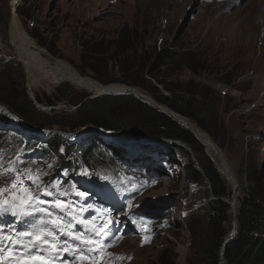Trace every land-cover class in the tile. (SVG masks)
Here are the masks:
<instances>
[{
    "label": "rangeland",
    "instance_id": "374dc122",
    "mask_svg": "<svg viewBox=\"0 0 264 264\" xmlns=\"http://www.w3.org/2000/svg\"><path fill=\"white\" fill-rule=\"evenodd\" d=\"M11 3L12 0H0V62L11 60L18 65L28 97L30 98L32 93L36 102L35 95L43 101L37 102L40 109L46 112H50L51 108L69 111L73 107L67 100L76 92H88L89 97L123 93H97L66 79H40L38 85L31 88L25 65L10 40ZM255 3L257 4L256 0H236L231 5H226L223 0H30L23 4V0H17L14 11L17 12L22 29L38 45L37 38L46 44L39 45L41 49L65 61L81 76L89 77L99 84L103 83L97 77L111 80L105 85L122 84L113 81L117 78L140 80L137 67L126 73L120 71L119 50L129 45L136 47L139 55L152 57L148 68L156 58L158 59L154 68L152 67L153 76L157 80L148 75L147 71L151 69H147L144 73L143 87L127 85L138 94L167 108L148 93L152 86H156L163 95L169 94L164 87L166 84L173 86L189 84L188 88L204 90L210 110L208 119L211 120L212 128L223 136L225 146L219 147L224 152L237 182L236 189L240 202L242 180L236 175L239 162L252 151L256 152L259 161L264 165V4L257 13L254 10ZM21 5L29 8L30 17L19 15L17 10ZM240 6L243 7L237 9ZM188 7L191 14L184 25L185 16L189 12ZM252 20L258 26L251 27ZM121 40L123 45L118 46ZM181 46L202 50L203 59L198 62L199 70L196 73L185 66L174 65L166 59L167 52ZM131 65L133 63H130ZM35 74L34 77L37 78L38 74L36 72ZM17 81L19 82V79ZM131 93L153 106L147 100ZM50 102L56 104L52 106ZM0 113H5L14 122H20L22 118L4 105L0 107ZM51 131L60 133L61 130L51 128ZM5 135H8L10 140H18L15 130ZM86 138L89 142L103 143L115 157H121L123 160L129 158L125 145L115 144L101 136ZM166 145L168 147L162 143L130 146L139 153L131 155L136 159L143 157V162L145 160L151 162L149 156H152V151H159L163 155L159 161L168 162L170 167L162 170V180L152 189L136 199L126 200L115 208L119 210L118 222L121 223L119 227L122 236L117 246L111 250L115 254H121L123 261L120 264L189 263L192 230L203 213L208 188L206 180L194 179L188 174L184 167L185 160L177 148L172 144ZM49 151L52 158L49 162L52 165V174L58 169L69 173L67 164L63 167L62 165L65 161L68 164L74 162L77 153L66 147ZM112 161L104 155L103 160L92 163L96 166H85L84 169L111 172L115 168ZM157 164V160L151 162V165ZM218 171L220 172L219 169ZM220 174L233 193L234 186L221 172ZM0 184H4L3 179H0ZM18 196L19 200L26 198L25 195ZM32 203L34 204V201ZM36 206L49 210L47 203L43 205L36 203ZM159 206L165 208L166 218H159L153 223L155 234L148 243H143L144 223L135 214H152L160 217L162 215L158 213ZM70 215L69 218H64L65 232L80 235L82 240H91L92 243L87 247L96 249L95 246L105 236L92 233L94 222H73L72 212ZM41 216L47 220L56 218V215ZM59 224L63 228V219ZM231 225L232 222L227 224L229 230ZM86 250L87 248L79 255L84 262L88 255Z\"/></svg>",
    "mask_w": 264,
    "mask_h": 264
},
{
    "label": "trees",
    "instance_id": "16d2710c",
    "mask_svg": "<svg viewBox=\"0 0 264 264\" xmlns=\"http://www.w3.org/2000/svg\"><path fill=\"white\" fill-rule=\"evenodd\" d=\"M29 1L23 0V4ZM17 11L19 15L30 17L28 7L24 8L21 5ZM37 41L41 46L46 45L38 38ZM121 45H123L122 40L118 42V46ZM124 48L119 50L120 71L126 73L137 67L140 80L133 81L125 77L113 81L126 86L143 87L144 73L152 57L139 55L138 49L133 46L127 45ZM48 50L51 51L49 48ZM166 59L174 65L185 66L196 73L199 70L198 62L203 59V52L196 47L181 46L167 52ZM130 63L133 65L130 66ZM153 68L147 73L154 78ZM22 79L23 75L17 64L11 60H1L0 106L4 105L9 111L22 117L21 121L28 126L60 129L61 133H52L48 150H57L58 147L64 146L75 151L76 145L71 143V137L88 127L107 132L130 131L133 134L170 141L169 143L176 147L180 156L184 158V167L188 174L194 179L206 180L208 188L203 213L192 230L188 264H220V250L229 230L227 224L231 220L230 204L216 197H228L229 200L232 191L213 159L205 151L204 145L189 128L172 115L157 109L131 92L101 94L95 97H89L88 92L85 91L76 92L67 100L73 107L71 110L51 108L50 112H46L28 97ZM97 79L103 85L111 82L98 77ZM188 86L189 84L181 86L166 84L164 87L169 91L167 95L161 94L156 86H152L148 93L169 110L195 123L207 132L218 146L224 148L223 136L212 128L211 120L208 119L210 110L206 92ZM35 99L37 102H43L38 95H35ZM50 104L54 106L56 102ZM0 118L12 120L5 113H0ZM172 141L178 144L171 143ZM104 155H107L109 160L112 159L108 148L93 141L92 146L80 148L74 162L68 164L65 161L63 165L67 164L70 172L73 167H93L96 166L93 165L94 163L103 160ZM258 157L256 152H249L239 162V168L236 170L237 177L242 180L240 184L242 195L236 213L235 233L231 243L224 250V264H264V165Z\"/></svg>",
    "mask_w": 264,
    "mask_h": 264
},
{
    "label": "bare ground",
    "instance_id": "6f19581e",
    "mask_svg": "<svg viewBox=\"0 0 264 264\" xmlns=\"http://www.w3.org/2000/svg\"><path fill=\"white\" fill-rule=\"evenodd\" d=\"M236 0H223L226 5L234 4ZM257 4H254L255 12H259L261 6L264 4V0H256ZM17 0H12V18L9 23V35L12 45L15 47V51L17 52L19 58L22 63L25 65L26 73L29 81V86L38 85V81L41 79L47 80H58V79H66L75 84L81 85L89 90H93L97 93H112V92H133L140 97H144L150 103L155 104L149 98L138 94L133 89L127 87L124 84H99L95 80L84 77L75 72L71 66H69L65 61L53 57L47 51L41 49L39 45L32 39L21 27L17 15L14 11L16 7ZM243 6L238 7L237 9L242 8ZM251 27L257 25L256 23L251 21ZM262 22V21H261ZM260 22V23H261ZM264 25V24H263ZM258 26V25H257ZM264 36V35H263ZM35 72L38 74V77L35 78ZM36 75V74H35ZM32 94V93H31ZM158 105V104H157ZM165 108V107H161ZM167 109V108H165ZM169 110V109H167ZM170 111V110H169ZM175 117L183 122L186 126H188L199 139V141L204 145L206 152L211 156V158L215 161L220 172L227 178L228 182H230L234 188L232 196L230 197L229 204V217L231 222L234 220V216H236L237 208L239 206V194L236 189V180L231 171V167L229 165L228 160L222 149L212 140V138L198 127L196 124L191 122L189 119L178 115L175 113ZM230 196V195H229Z\"/></svg>",
    "mask_w": 264,
    "mask_h": 264
},
{
    "label": "snow or ice",
    "instance_id": "6c2138e0",
    "mask_svg": "<svg viewBox=\"0 0 264 264\" xmlns=\"http://www.w3.org/2000/svg\"><path fill=\"white\" fill-rule=\"evenodd\" d=\"M27 172V170H25ZM7 172H16L15 169L6 170ZM17 179L14 180L11 184V188H19L20 191H23L22 184L19 173H16ZM32 179L31 176L28 177ZM39 178L33 179V183L38 184ZM9 191L5 188H0V214H11L14 217L19 219H25L31 216H37L40 213H43L46 216H52L53 213L48 209L39 208L35 211H27L26 209L32 207L31 200L29 201H19L18 195H13L11 202L7 198H3V193ZM57 191L59 189L57 188ZM46 195H53V192L46 191ZM66 195V193H64ZM31 199L39 200V195L33 196ZM19 201V203L17 202ZM53 207L59 209L61 212L65 211V207L57 201ZM16 209V210H13ZM70 214V213H67ZM39 224L48 225L51 224L52 228L59 230L61 235L68 236L69 239L74 241H79L76 244V248L80 251H84L89 244L92 243L91 240H82L80 235H72L71 233L64 232L63 228L60 226L58 220H45L43 216H40ZM32 231H26L16 234L15 238L12 235H5L3 230L0 229V251L5 248L15 249V255L19 257L27 256L28 260H21V264H34V261L39 262V264H49L48 260L43 259L44 255H51L54 259L61 251L67 252L69 248L66 246L67 241H60L59 237L56 235L51 228L45 230V228L37 227L35 223L31 224ZM36 233V234H34ZM109 232L105 231L103 233L96 232L95 235H108ZM23 238V239H22ZM83 245L84 247H81ZM37 254V255H33ZM3 257H0V264H2Z\"/></svg>",
    "mask_w": 264,
    "mask_h": 264
},
{
    "label": "water",
    "instance_id": "95a60500",
    "mask_svg": "<svg viewBox=\"0 0 264 264\" xmlns=\"http://www.w3.org/2000/svg\"><path fill=\"white\" fill-rule=\"evenodd\" d=\"M187 10L189 11L187 13V15L185 16V20H184V25L187 23V21L189 20L190 14H191V10L190 7L187 8ZM16 12V11H15ZM184 27V26H183ZM183 29V28H182ZM182 29L180 30V32L178 33V35L181 33ZM177 37V36H176ZM158 62V59L156 58L153 62V64H151V66H149L148 70L152 69V67ZM140 97V96H139ZM30 98L33 100V102L37 105V102L34 100L33 95H30ZM143 99H145L144 97H141ZM153 104V103H152ZM38 106V105H37ZM154 107H156L159 110H162L164 112H166L169 115H172L174 118H176L175 113L173 111H169L165 108H161L160 105L157 104H153ZM177 119V118H176ZM178 120V119H177ZM179 121V120H178ZM21 124H25L24 122H22L20 120ZM186 126V125H185ZM187 128H189L188 126H186ZM190 129V128H189ZM191 130V129H190ZM192 131V130H191ZM193 132V131H192ZM69 133V132H67ZM79 133H86L88 136H109L114 138L116 141L120 142V143H132V144H140V145H144V144H148L151 141H155V140H161V139H156V138H152V137H147V136H142L140 134H133L130 133V131L126 132V133H118V132H107L104 130H101L99 128H88L83 132H79ZM194 133V132H193ZM195 135V134H194ZM196 136V135H195ZM162 141V140H161ZM170 142V141H168ZM172 143H176L175 141H172ZM178 144V143H176ZM180 144V143H179ZM205 149V148H204ZM206 151V150H205ZM192 158L193 155H192ZM196 161V160H195ZM197 164V161H196ZM201 169V168H200ZM201 172L203 173V170L201 169ZM212 198H214V196L212 195ZM217 199H223L225 202L229 203L228 197H216ZM215 198V199H216ZM240 205V202H239ZM235 227H236V216H234V220L232 222V225L230 227V230L228 232V234L225 236L222 246H221V250H220V264H224L223 261V256H224V250L225 248L231 243L232 237L235 233Z\"/></svg>",
    "mask_w": 264,
    "mask_h": 264
}]
</instances>
